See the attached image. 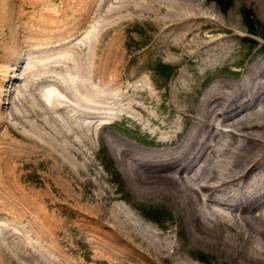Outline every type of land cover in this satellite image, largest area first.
Masks as SVG:
<instances>
[{"label":"bare ground","instance_id":"obj_1","mask_svg":"<svg viewBox=\"0 0 264 264\" xmlns=\"http://www.w3.org/2000/svg\"><path fill=\"white\" fill-rule=\"evenodd\" d=\"M143 1H146L145 4L149 3L151 9L133 5L136 12L151 10L149 15L155 17L157 13V22L166 23L167 27L180 25L182 33L189 37L183 44L181 43L180 54L183 58L198 54L202 56L200 61L210 66L217 60L229 56L232 44H225L224 41L235 38L237 32L232 28L227 29L228 27L211 28L205 32L194 31L192 23L201 20L208 24L211 18L202 13V6L200 7L197 0ZM250 1H254L260 15H264V0ZM30 2L29 6L37 20L28 23L22 19L25 16H21L18 11L19 0H0V42L2 41L0 50H2L1 57L6 63L0 65V126L3 128L1 139L34 141V143L36 141L66 143L67 141L66 145L68 141H90L91 134L83 135L84 129H88L97 120L100 123L99 129L106 125L104 117L108 116H103L102 113H106L107 109H113L110 103L113 101L110 99L117 104L124 100V96L120 93L109 96L104 93L105 87V90L116 88L117 80L105 81V77L102 78L100 72L98 73L101 67L105 72L110 71L107 57L105 56L106 59L102 63H100L101 59H98L97 51L100 41L102 42L103 29L102 33L100 26L95 27L97 28L95 32L86 30L85 35L78 38V41L77 36L69 35L70 38L68 35L64 36V29H59L57 32L59 36L56 32H51L50 35L48 28L53 26L49 25L48 18L46 20L41 18L45 17L46 13L36 9L38 5L46 4L48 0ZM109 14L104 15L112 20L110 19L107 24L102 23L107 30L111 26H118L123 20L119 16L111 17ZM89 16L84 12L80 14L83 22ZM96 31H100L97 39L93 37ZM214 33L218 35L213 37ZM28 37L35 38L36 43L41 46L39 49L48 50L49 55L54 50V46L59 44L56 41L64 40L63 42L67 43L76 39V42L70 44L71 49H66L69 52H76V55L72 52L73 55L68 57L67 51L64 55L59 51L61 55L58 56L57 52L58 55L56 54V57L52 55L51 59L47 57L48 54L43 57L42 54L37 55L36 59L42 61L32 63L34 68L28 69L30 66L23 68L20 74L23 76L21 77L23 82L21 85L16 84L17 76L13 72L17 73L21 65V63L18 65L17 58L27 56L28 49L32 51L38 48H31V45L30 48L25 49L33 41ZM217 43H222L219 50L216 47ZM87 44H91L89 47L94 54L86 61L79 54ZM34 57L31 56L29 60L32 61ZM69 58L73 59L72 64L76 61L73 66L74 71L78 72L77 78L72 79V76L67 74L58 76L60 70L57 76L53 75V72H57L54 71L56 68L69 66ZM38 64H41V68H38ZM67 69L70 72L71 69L69 67ZM187 83L185 78H180L169 95L163 96V99L168 101V108L166 113H163V123L159 125L162 131L153 128L148 130L151 131L159 149H139L133 144L112 137L111 151L121 164L126 177L146 190L144 192L147 195L162 199L163 203L173 210L182 225L187 227L192 241L211 247L219 256L233 258L237 264H264V57L251 59L240 69L238 78L232 80L226 76L214 78L203 87L200 94L195 97V101L189 105L184 98L187 93ZM10 90L18 91L20 97L16 101L9 100ZM4 106L7 112H4ZM141 110L151 124L158 123L157 118L145 109ZM143 126L149 129L148 125ZM6 132L7 137L4 139L3 135ZM94 134L98 136L99 131ZM50 145L51 142L47 143V148ZM50 148L51 151L49 149L48 152L54 154L52 146ZM65 152H68V149ZM8 154L0 162V206H4L5 197L13 201L15 196L12 193L18 191V184L10 168L14 157ZM57 163L56 165L59 164ZM126 209L111 207L107 213H101L100 217L105 221L103 223L110 226L114 237L116 236L115 246L102 243V251L115 255L119 264L125 263L123 259L119 260L120 257H131V255L148 258L162 254L163 259H170L176 251L171 237L168 234H157L150 227H145Z\"/></svg>","mask_w":264,"mask_h":264},{"label":"rangeland","instance_id":"obj_2","mask_svg":"<svg viewBox=\"0 0 264 264\" xmlns=\"http://www.w3.org/2000/svg\"><path fill=\"white\" fill-rule=\"evenodd\" d=\"M30 1L20 2L19 0L20 8L18 10L21 16H25L22 19L28 23L31 20H37L29 6ZM62 1L48 0L46 4L42 3L36 7V9H40V12L46 13V16L41 18L44 20L48 18L49 25L53 26V28H48L50 35L51 32H56V35L59 36L57 33L59 29H64V36H77L78 41L85 35L86 30L95 32L97 29L95 27L100 26L101 32L96 31L93 37L97 39L103 29L102 42L99 43L97 53L98 59H101L100 63L107 57L110 71L105 72L101 67L98 73L100 72L102 78L105 77V81L117 80L116 88L105 90V87L104 93L107 96L120 93L124 96V100L117 104L110 99L113 101L110 102L113 109L105 110V108L104 110L107 112L102 113L103 116H108L104 117L107 124L99 129L100 123L97 120L88 129H84L83 135L91 134L90 141H84L85 143L83 141H68L66 145L67 141L66 143L65 141H58L60 143L57 141H36L35 143L34 141H4L1 139L3 128L0 126V162L8 153L14 157L10 168L16 179L15 182L18 184V191L12 193L15 196L14 202L5 197L3 199L4 206H0V264H119L115 255L103 252L101 247L102 243L109 246L116 244V236L114 237L111 227L104 224L105 221L100 217L102 212L107 213L111 207L127 208L126 210L137 222L142 223L145 227H150L157 234H168L176 246L175 254L177 255L174 254L175 256L173 255L170 259H163L162 254L148 256V258L131 255V257H120L119 260L125 261L122 264H237L233 258L219 256L211 247L192 241L187 227L182 225L179 217L167 204L163 203L162 199L147 195L144 192L146 190L126 177L121 164L111 151L110 146L113 142L110 141V138L114 137L133 144L139 149H157L155 138L148 130L150 128L158 130L159 125L163 123V113H166L168 108V101L163 99V96L169 95L176 81L185 78L188 82L187 93L184 95L185 102L187 105L192 104L203 87L214 78L218 76H226L231 80L238 78L240 69L247 65L251 59H262L264 57V15H260L256 3L250 0H197L200 7L202 6V13L211 18L210 22L207 21L208 24L201 20L192 23L194 31L205 32L211 28L228 27L227 29L231 30L232 28L237 32L235 38L227 42L224 41L225 44H232L229 56L219 59L215 64L209 66L200 61L202 56L200 57L198 54L191 57L184 56V58L181 56L180 47L189 37L182 33L180 25L167 27L166 23L157 22V13L153 17V15H149L151 10L146 12L134 10L136 5L151 9L149 3L145 4L146 1L127 0L130 4L126 0H117L118 2L116 0H64V3ZM125 7H128V10ZM83 12L90 15L85 22L80 17ZM104 14H109L111 17L119 16L123 20L119 22L118 26H111L107 30V27H104L102 23L107 24L112 18H107ZM125 19L126 21H124ZM88 23H90L89 28ZM217 35L214 33L213 37ZM28 38L33 41L25 49L27 50L32 45L31 48L38 47V50L30 51L28 49L30 55L27 51V56H19L21 61L17 58L18 65L20 63L21 65L18 67V72L13 73L17 76L16 84L20 85L23 82L21 79L23 76L20 75L22 69L27 66H30L28 69L34 68L32 63L42 61L36 59L37 55L42 54L43 57L48 54L47 57L50 59L53 57L52 55L56 57L57 52L58 56L64 55L76 42V39L67 43H64L62 39L61 42L60 40L56 41L59 44L54 46V50L49 55L48 50L39 49L41 46L36 43L35 38ZM221 44H216L217 50L221 48ZM0 45H2V41ZM90 45L87 44L86 47H83L79 54L85 60L90 59V56L94 54ZM56 49L57 51H55ZM38 52L39 54H37ZM72 52L76 53L67 51L66 55L71 57ZM1 53L2 50H0V65H3L6 63H4L5 60L1 57ZM102 55L103 57H101ZM31 56H35L32 61L29 60ZM69 59V62L71 61V63L68 62L69 66L56 68L54 71L57 72H53V75H56L60 70L58 76L67 74L71 75L72 79L77 78L76 73L78 72L74 71L75 67L73 66L76 61L72 64L73 59ZM40 65L38 64V68H41ZM68 67L71 69L70 72H68ZM52 87L54 86L52 85ZM10 92L9 100L16 101L20 97L18 91L10 90ZM142 108L157 118L158 123L151 124L143 114ZM4 112H7L6 108ZM142 124L148 125L149 129H145ZM159 130L162 131V129ZM97 131H99L98 136L94 134ZM5 137H7V132L3 135L4 139ZM46 142L48 144L51 142L50 147L52 146V150L55 151L54 154L48 152L49 149L51 151V148L49 146L47 148ZM54 145L55 148L57 147L56 149ZM65 149H68V152H65ZM18 151L19 153H17ZM130 259L131 261H129Z\"/></svg>","mask_w":264,"mask_h":264},{"label":"trees","instance_id":"obj_3","mask_svg":"<svg viewBox=\"0 0 264 264\" xmlns=\"http://www.w3.org/2000/svg\"><path fill=\"white\" fill-rule=\"evenodd\" d=\"M248 13V12H247ZM246 24H247V22H246ZM249 29V28H248Z\"/></svg>","mask_w":264,"mask_h":264}]
</instances>
